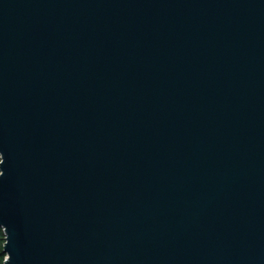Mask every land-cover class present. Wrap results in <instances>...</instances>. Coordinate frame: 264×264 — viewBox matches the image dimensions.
I'll use <instances>...</instances> for the list:
<instances>
[{
    "label": "water",
    "instance_id": "obj_1",
    "mask_svg": "<svg viewBox=\"0 0 264 264\" xmlns=\"http://www.w3.org/2000/svg\"><path fill=\"white\" fill-rule=\"evenodd\" d=\"M4 264H264V0H0Z\"/></svg>",
    "mask_w": 264,
    "mask_h": 264
},
{
    "label": "trees",
    "instance_id": "obj_2",
    "mask_svg": "<svg viewBox=\"0 0 264 264\" xmlns=\"http://www.w3.org/2000/svg\"><path fill=\"white\" fill-rule=\"evenodd\" d=\"M0 233H2L1 232V229H0ZM4 243H5V240L4 239H1L0 240V264H4V261L6 259V254L3 251Z\"/></svg>",
    "mask_w": 264,
    "mask_h": 264
},
{
    "label": "built area",
    "instance_id": "obj_3",
    "mask_svg": "<svg viewBox=\"0 0 264 264\" xmlns=\"http://www.w3.org/2000/svg\"><path fill=\"white\" fill-rule=\"evenodd\" d=\"M1 232H2V233H0V240H1V239H4V240H5V234H4L3 229H1Z\"/></svg>",
    "mask_w": 264,
    "mask_h": 264
},
{
    "label": "rangeland",
    "instance_id": "obj_4",
    "mask_svg": "<svg viewBox=\"0 0 264 264\" xmlns=\"http://www.w3.org/2000/svg\"><path fill=\"white\" fill-rule=\"evenodd\" d=\"M1 229V228H0Z\"/></svg>",
    "mask_w": 264,
    "mask_h": 264
}]
</instances>
